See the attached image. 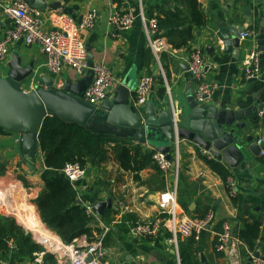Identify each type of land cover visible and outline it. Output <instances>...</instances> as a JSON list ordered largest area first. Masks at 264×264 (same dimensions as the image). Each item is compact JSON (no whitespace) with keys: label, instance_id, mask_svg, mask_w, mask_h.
I'll return each instance as SVG.
<instances>
[{"label":"crops","instance_id":"1","mask_svg":"<svg viewBox=\"0 0 264 264\" xmlns=\"http://www.w3.org/2000/svg\"><path fill=\"white\" fill-rule=\"evenodd\" d=\"M62 1L67 6L79 7L75 9V19H79L88 11L96 10L98 15L96 27L91 31H83L81 35L94 54V62H102L112 68L117 77L115 86L129 79L130 89L134 92L132 102L140 78L146 74L152 77L156 75L157 81L150 101L155 102L158 112H162L173 103L181 115L187 114L190 110V98L196 86L195 78L188 70L190 53L200 48L207 63L205 79L217 84L209 100L214 101L220 108L236 111L240 115L239 119L225 126L228 131L235 129L234 135L239 142V146L227 156L222 151L221 156L217 157L194 141L179 136L180 211L191 216L204 215L209 211L214 214L209 228L201 233L199 239L181 237L177 251L175 244L169 241L170 234L167 231H162L156 236L144 237L137 233L131 221H125L126 214L134 215L139 222L155 218L160 211L161 194L174 188V175L172 172L166 174L159 167L149 164L140 171V177L136 179L133 171L122 167L113 148L114 142L106 145L107 157L101 162H89L86 167L87 176L74 184L78 192L77 199L82 200L80 204L83 206L89 204L94 211L92 215L88 214L92 218V240L86 234L75 239L81 241L102 239L105 251L103 264H254L251 250L245 243H234L235 236L225 250H218L216 226L221 220L230 221L238 216L240 210L246 211L249 208L263 210L264 223V156L260 152L255 153L250 147L257 143L259 138H264V119L258 116L264 101V50L257 38L264 29V0H200L206 23L195 26L193 40L186 46L176 47L165 36L168 47L161 53L160 62L166 72L169 91L160 73L157 72L159 63L148 45L140 20L137 19L133 27L127 31L107 24V19L114 9L138 15L140 0ZM142 3L148 18H163L166 11L176 8L182 9L185 15L189 14L183 0H142ZM0 18L3 22L1 36L5 28L10 26V22L2 15ZM248 19L251 20L249 24ZM220 23L237 27L248 25L246 31L254 32V36L247 38H242L241 35L239 58L236 57L237 48L218 36L221 30ZM160 31L165 33V30ZM253 49L260 54V73L254 78H248L245 76V62ZM14 54L21 57L23 66L33 63L32 73L23 82V86L28 84V89L24 86L27 90L45 86L43 80L45 76L58 80V84L62 82L63 85L60 86L62 89L69 80L72 84L84 87L85 75L79 77L72 69H65L59 78L50 74L45 67L46 55L40 46L22 41L10 46L9 59L3 65L5 73L9 71L8 64ZM163 87L166 91L161 94ZM144 112L146 113V109ZM117 138H126L134 144H141L145 151L157 149L149 142L140 143L130 137ZM21 143L22 136L19 133L0 134V160L7 166L6 172L0 175V197L4 199L6 194L9 195L7 199H13L14 196H11L10 192L14 191L13 187H17V192L21 194L17 195V204L28 205L41 219L37 199L44 189L42 174H55V171L45 165L41 150L35 160L36 167L29 168L22 153ZM173 147L174 142L171 144L170 155L173 154ZM222 166L230 171L229 179L233 180L241 203L232 198L218 170ZM255 201L257 203L253 204ZM24 206L19 207V211H28ZM0 212L8 215L1 209ZM16 220L25 228L20 220ZM126 227L127 229H124ZM30 235L32 236L31 233ZM32 238L35 240L33 236ZM35 253L15 258L12 253L2 250L0 264H36ZM54 259L52 264H59L55 256ZM45 261V264H51L47 260V255Z\"/></svg>","mask_w":264,"mask_h":264},{"label":"built area","instance_id":"2","mask_svg":"<svg viewBox=\"0 0 264 264\" xmlns=\"http://www.w3.org/2000/svg\"><path fill=\"white\" fill-rule=\"evenodd\" d=\"M34 8L26 0H0V15L7 18L10 26L5 28L0 36V66L3 67L10 56V46L22 41L26 44H37L46 55V70L56 77H60L65 69H72L77 76H84L89 69L88 65V46L81 33L83 31L93 30L98 21L96 10L88 11L81 15L79 19L73 18L70 14L62 10L56 12H47ZM139 19L142 23L147 42L155 54L159 67L158 72L165 82L169 91L168 80L163 65L160 62L161 53L167 49V39L160 31L157 17L148 18L144 13L143 3L140 0V10L138 15L131 12H123L118 9L111 11L107 24L110 27L121 30H129L133 27L135 21ZM254 36L253 31H245L242 38ZM188 70L195 78L194 97L198 103H203L206 97L212 96L217 88V84L207 81L206 66L202 49H194L190 53ZM259 52L253 49L246 59L245 76L254 78L260 73ZM94 78L90 86L87 87L84 98L91 104H99L106 99L110 93L111 87H116L117 77L112 68L102 62L95 63L93 67ZM58 84V80H55ZM154 81L151 75H143L140 78L139 85L135 91L133 106L137 113L143 114L146 105L150 101ZM170 110L174 119L175 141L173 154L169 158L166 153L159 150H153V159L158 167L166 174L172 172L174 175V188L163 192L159 200L160 211L155 218L146 222L137 221L134 229L141 236H156L162 231L170 234L169 241L176 246L178 251V242L181 237L200 238L201 233L210 225L214 214L209 211L204 217L191 216L180 211L178 200V184L180 180V138L178 135V115L175 105L172 103ZM260 119H264V101L263 106L258 112ZM262 138L257 140V143ZM264 156V149L260 151ZM65 176L69 177L72 184L87 176V168L80 162H68L63 168ZM227 186L232 196L237 195V189L233 180L228 178ZM9 196V195H8ZM5 194V198L0 197V209L16 219L20 220L25 228L32 234L35 240L43 245V250L35 253L34 262L36 264H45L46 254H52L58 260L59 264H103L104 247L102 239L94 241H81L74 239L71 242H64L56 232L46 225L34 210L19 211V208L9 206L10 198ZM10 202V203H8ZM89 215H92L93 208L86 205ZM24 209V208H23ZM28 215H27V214ZM36 214V216H35ZM232 224L225 221L223 230L218 236V250H225L229 243L234 240L232 234ZM237 244H244V241L235 236ZM8 247L15 248L13 239L8 240ZM254 264H264V258L250 251ZM91 259L89 260V257Z\"/></svg>","mask_w":264,"mask_h":264},{"label":"water","instance_id":"3","mask_svg":"<svg viewBox=\"0 0 264 264\" xmlns=\"http://www.w3.org/2000/svg\"><path fill=\"white\" fill-rule=\"evenodd\" d=\"M26 1L30 6L42 11L63 9L74 18H76L75 9H79L77 5H65L62 0ZM250 21V19L247 20L248 24ZM247 26L237 27V25L230 26L226 23L219 25L221 30L218 36L237 48V58L240 57L241 35L246 31ZM2 27L3 22L0 18V29ZM257 38L264 50V29ZM88 65L89 69L83 78L84 87L72 84L69 80L62 89L58 87L54 79L45 76L43 77L45 86L31 90L25 89L23 82L32 73L33 63L23 66L21 57L14 54L8 64L7 73L0 66V128L22 136V153L29 168L36 167L35 160L40 151L41 129L45 119L51 115H56L68 122L78 123L93 134L130 137L140 143L149 142L170 158L171 144L176 136L170 107L158 112L155 102L149 101L146 105V113H137L132 102L134 92L130 89L129 79H125L114 88L111 87L110 95L99 104L89 103L84 98V94L93 81L95 66L94 54L90 46H88ZM153 81L152 89L154 90L156 75ZM209 99L210 97H206L205 102L198 103L194 95L190 98V110L185 115L181 113L178 115V135L203 146L217 157L221 156L222 151L227 156L230 151L239 146V142L234 135L235 129L228 131L225 126L239 119L240 115L236 111L220 108ZM262 106L263 104L260 109ZM250 147L255 153H259L264 149V138ZM65 177L69 179L68 176ZM76 202L82 203V200L78 198ZM209 226L207 225L206 228ZM231 232L234 233L233 229ZM259 255L260 253L257 252L256 256Z\"/></svg>","mask_w":264,"mask_h":264},{"label":"trees","instance_id":"4","mask_svg":"<svg viewBox=\"0 0 264 264\" xmlns=\"http://www.w3.org/2000/svg\"><path fill=\"white\" fill-rule=\"evenodd\" d=\"M113 1L120 2V0ZM183 1L189 10L188 15H185L182 9L176 8L166 11L165 17H158L160 30H165L162 34L168 37L176 47L188 45L194 38L195 26L206 23L200 0ZM162 91L161 94H164L166 88L163 87ZM5 132L8 131L0 128V134ZM111 142L115 144L113 148L122 167L133 171L136 179L140 177L139 173L145 166L153 164L158 167L153 159L154 151H145L141 144H134L129 139L93 134L82 125L65 121L56 115L48 116L43 123L39 138L40 150L43 153L45 165L53 169L55 174H42L44 189L37 199V205L42 221L56 231L66 243L82 234H86L92 240L93 231L92 218L86 212V207L76 202L78 192L62 170L68 162H80L83 167H87L89 162L103 161L107 157L106 145ZM6 169V164L0 160V175H3ZM218 170L227 184L230 171L223 166ZM232 198L240 203L242 201L239 195ZM256 203L257 201L253 202V204ZM206 214L198 217H204ZM124 218L125 221H131L132 226L137 222L132 214H126ZM224 222L225 220H221L216 226L217 246ZM230 222L234 231L233 235L243 240L254 253L260 252V256L264 258L263 210L256 211L253 208L246 211L240 210L238 216L230 219ZM9 239L14 240L15 248L8 247ZM2 250L12 253L15 258H21L42 251L43 245L35 241L15 217L0 212V251ZM46 255L47 260L52 264L55 260L54 256Z\"/></svg>","mask_w":264,"mask_h":264},{"label":"rangeland","instance_id":"5","mask_svg":"<svg viewBox=\"0 0 264 264\" xmlns=\"http://www.w3.org/2000/svg\"><path fill=\"white\" fill-rule=\"evenodd\" d=\"M3 69H4V68H3ZM4 71H5V70H4ZM24 86L28 89V84H25ZM24 86H23V87H24ZM16 188H17V187H16ZM16 188L13 187V189H14L13 192H15L18 196H21L20 192H17L18 190H17ZM4 193H5V192H4ZM15 199H16V200H15ZM10 201H11V202L13 201V202L10 203L9 206H11V207H13V208L15 207V208L17 209V208H19V207L24 206V203H23V204H20V203L17 204V202H16V201H18V198H17V197L13 198V200L10 198ZM14 201H15V202H14ZM21 203H22V202H21ZM13 217H14V216H13Z\"/></svg>","mask_w":264,"mask_h":264},{"label":"bare ground","instance_id":"6","mask_svg":"<svg viewBox=\"0 0 264 264\" xmlns=\"http://www.w3.org/2000/svg\"><path fill=\"white\" fill-rule=\"evenodd\" d=\"M0 192H1V190H0ZM10 193H11V196H12V195L14 196V198L17 197V194H16V193H14V192H10ZM12 200H13V199H12ZM15 200H16V199H15ZM12 202H13V201H12ZM12 202H11V203H12ZM14 202H15V201H14ZM16 202H17V201H16ZM26 204H27V201H26ZM24 208H25V210H28V209L31 210V207H28V205H27V206L25 205ZM27 215H28V214H27Z\"/></svg>","mask_w":264,"mask_h":264}]
</instances>
